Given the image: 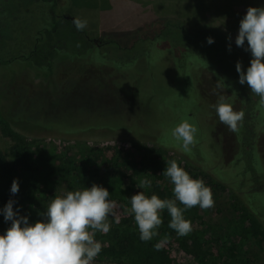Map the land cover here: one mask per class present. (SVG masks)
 <instances>
[{
    "label": "trees",
    "instance_id": "trees-1",
    "mask_svg": "<svg viewBox=\"0 0 264 264\" xmlns=\"http://www.w3.org/2000/svg\"><path fill=\"white\" fill-rule=\"evenodd\" d=\"M66 4L65 0H0V69L28 62L49 72L56 53L77 56L65 47L64 42L62 48L57 45L58 33L65 24H70L73 31L83 38L87 34L85 30L77 31L72 20L62 16L66 12ZM132 32L134 38L128 40V47L112 43L111 49L115 52L109 56L110 59L103 61L114 64L112 59H117L120 55H123L121 59L126 58L139 44L145 43L150 48L155 43L165 42L179 60L188 61L181 66L184 71L179 82L181 88H189L194 79L199 89L197 76L191 70L211 72L218 84L229 93V103L233 105L238 102L244 112V120L234 132L239 139L238 153L232 160L222 157L215 164L207 165L202 158L189 154L197 144L191 145L188 151H183L179 145H172L168 136L164 138L150 133L135 134L146 138L131 140L121 147L90 146L74 142L70 143V147H66L68 143L62 144L64 149L59 146L60 143L55 145L52 141H38L25 136L13 127L10 117H6L0 110V131L11 141L7 152L0 149V208L9 199L28 201L32 206L29 214L40 220L47 205L59 196L56 195L57 190H79L95 183L107 188L110 199L116 201L120 223H115L109 217L110 230L96 234V239L102 242V251L94 262L181 264L173 255L177 249L190 257L194 264H222L235 253L243 251L248 240L261 237L264 241V198L262 201L259 199L264 194V188L261 187L256 164L244 153V150L258 153L257 143L249 140L248 136L257 138V131L262 123L256 119V114L257 111H264V104L260 102V97L251 93L247 84L239 83L236 71L238 61L242 62L246 71L250 66L251 53L237 47L217 32L190 26L183 19L171 15L158 18ZM124 35L122 39L126 40ZM208 37H213L215 42L209 45ZM229 42L231 51L228 49ZM148 47L136 59L146 60L147 55H150ZM122 130L134 135L130 129ZM75 151L76 155H73ZM245 159L249 163L244 166ZM171 161H176L193 178L203 180L212 193H229V206L234 214L232 218L224 217L218 221L214 233H210V226L195 227L191 221V233L178 237L168 227L171 218L165 210L158 235L149 242H142L134 216L125 211L130 208L131 196L141 191L131 183L128 187H123L121 180L128 178V173L134 170L139 180L146 177L151 182L150 187L143 189L147 195L157 194L162 199H170L169 184L159 182L152 172L157 166L163 173ZM102 164L109 171L101 173ZM14 179H18L20 185L15 196L10 192ZM193 208L190 211L196 210L197 206ZM184 215L186 219L192 220L187 217L188 214ZM201 225H206V222L202 221ZM9 227L0 224V234ZM157 243H161L159 251L154 248Z\"/></svg>",
    "mask_w": 264,
    "mask_h": 264
},
{
    "label": "rangeland",
    "instance_id": "rangeland-1",
    "mask_svg": "<svg viewBox=\"0 0 264 264\" xmlns=\"http://www.w3.org/2000/svg\"><path fill=\"white\" fill-rule=\"evenodd\" d=\"M65 1V13L71 17L87 19L88 26L85 31L88 35L108 41L109 46L102 48L91 42L88 53H83L87 45L85 38L76 34L70 24H65L58 33L57 45L62 48L64 42L65 47L77 56L56 53L49 72L28 62L1 68L0 110L6 117H10L15 129L30 139H45L55 145L60 143L62 148L67 143L66 147H70V143L74 142L87 143L90 146L121 147L131 140L146 138L135 135L141 133L162 135L164 138L168 136L173 142L172 145L178 147L177 141L171 136V130L187 120L198 129L194 138V144L197 145L189 154L202 158L207 165L215 164L222 157L226 160L234 158L238 153L239 139L226 125L220 123L213 107L219 95H223L229 103V93L218 84L211 72L203 69L191 70L197 76L199 89L194 79L189 88H181L179 82L184 74L181 66L188 61L179 60L165 42L155 43L150 48L145 43L139 44L126 58L121 59L123 55H120L117 59H112L114 64L103 60L115 52L111 49L113 42L128 47V40L134 38L132 31L168 15L183 19L190 26L212 30L228 39L230 37L235 44L240 20L247 9L264 7V0ZM121 34H125L126 40L122 39ZM146 47L150 53L147 59H136ZM232 106L235 111H241L238 102ZM256 119L262 123V127L258 129L257 140L260 142L262 159L254 151L250 153L244 150V153L256 164L261 187L264 188V111H257ZM122 128L130 129L134 135ZM248 139L254 140L250 136ZM10 146L11 141L0 131V149L7 152ZM246 163H249L248 160L243 165ZM100 167L101 173L109 171L104 164ZM152 174L159 182L169 184V198L174 199L170 180L157 166ZM139 179L133 170L121 183L123 187L134 184L135 189L143 191L146 189L142 187L143 182L148 179ZM77 189L61 188L56 195ZM229 195L213 193L214 205L211 208L201 209L197 206L196 210L189 209L184 213L192 219L190 221L195 227L210 226V233H214L218 221L224 217L232 218L234 214L229 206ZM263 198L262 193L259 199L262 201ZM16 202L14 208H20V214L28 216L30 223L39 220L29 214L31 203L21 199ZM178 206L183 207L179 203ZM261 210L263 211L262 207ZM202 221L206 225L202 226ZM0 224L10 226L3 216ZM244 247L243 251L235 253L222 264H264V241L261 237L248 240ZM173 255L181 264H194L180 250H174Z\"/></svg>",
    "mask_w": 264,
    "mask_h": 264
},
{
    "label": "clouds",
    "instance_id": "clouds-1",
    "mask_svg": "<svg viewBox=\"0 0 264 264\" xmlns=\"http://www.w3.org/2000/svg\"><path fill=\"white\" fill-rule=\"evenodd\" d=\"M71 23L77 31L88 26V20L79 17H74ZM214 42L213 37L207 38L209 45ZM235 45L250 52L252 57L246 71L242 62H237L239 83L247 84L251 93L260 97L264 104V7L247 9L240 20ZM228 49L231 51V42ZM213 107L220 123L230 131L238 130L244 112L235 111L223 95L218 96ZM197 131L194 124L185 120L171 130V136L183 151H188L195 142ZM163 175L173 185L174 199H162L157 194L149 196L141 191L131 196L130 208L125 209L134 216L142 242H149L158 235L165 210L171 218L168 227L178 237H184L193 230L192 222L186 219L184 212L196 206L209 209L214 205L210 187L203 180L193 178L176 161L168 163ZM150 186V181L143 182L142 187ZM19 188L18 179H14L11 194L15 196ZM16 203L9 199L0 208L5 222H11L10 227L0 234V264H94L102 251V242L96 239V234L110 230L109 217L120 223L116 201L110 199L107 188L95 183L56 196L47 205L42 219L34 223H30L28 216L20 214V208H14ZM154 248L159 251L161 243L155 244Z\"/></svg>",
    "mask_w": 264,
    "mask_h": 264
},
{
    "label": "flooded vegetation",
    "instance_id": "flooded-vegetation-1",
    "mask_svg": "<svg viewBox=\"0 0 264 264\" xmlns=\"http://www.w3.org/2000/svg\"><path fill=\"white\" fill-rule=\"evenodd\" d=\"M62 16H64L65 18H66V16H67V14L66 13H63V15ZM84 37L86 38V41H85V44H87L86 46H85V50H84V52L83 53H88V51H89V45H90V43L91 42H94V43H96V45L98 46V47H104V48H106V47H108L109 46V42L108 41H102L101 39H96V38H91L90 37V35H88V33L86 34V35H84ZM116 42V41H115ZM116 43H118V42H116ZM113 44H114V42H113ZM112 45V44H111ZM114 51V50H113ZM106 52H108V50L106 51ZM82 53V54H83ZM45 59V58H44ZM109 59V58H108ZM258 132V131H257ZM258 140V135H257V138H255L254 139V141H252L253 143H257V154H258V156H261L262 157V154H261V152H260V142L259 141H257ZM238 146V145H237Z\"/></svg>",
    "mask_w": 264,
    "mask_h": 264
},
{
    "label": "water",
    "instance_id": "water-1",
    "mask_svg": "<svg viewBox=\"0 0 264 264\" xmlns=\"http://www.w3.org/2000/svg\"><path fill=\"white\" fill-rule=\"evenodd\" d=\"M66 18H67V19H71V20L74 19V17H71V16H69V15H67Z\"/></svg>",
    "mask_w": 264,
    "mask_h": 264
}]
</instances>
